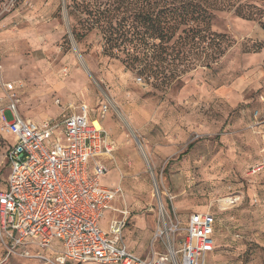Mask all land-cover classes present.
Instances as JSON below:
<instances>
[{"label":"rangeland","instance_id":"374dc122","mask_svg":"<svg viewBox=\"0 0 264 264\" xmlns=\"http://www.w3.org/2000/svg\"><path fill=\"white\" fill-rule=\"evenodd\" d=\"M65 1L9 0L0 12L5 15L0 20V111L14 97L21 117L58 123L82 105L98 120L108 103L101 124L117 150L106 163L110 172L100 180L104 187L122 181L115 208L131 213L124 245L146 258L167 255L164 242L154 239L161 221L158 203L169 209L172 204L174 214L169 217L182 227L191 214L211 207L219 218L212 237L217 248L205 264H264L260 24L232 12L217 13L211 30L230 40L219 63L206 69L197 62L195 70L167 85L148 83L127 70L119 57H103L102 42L94 33L76 42ZM4 115L10 122V112ZM14 143L0 121L1 191L8 175L6 150ZM256 167L261 171L249 174ZM232 193L241 196L240 203L219 210L217 200ZM54 258L49 251L14 249L0 235V264H57Z\"/></svg>","mask_w":264,"mask_h":264},{"label":"built area","instance_id":"2783aa9c","mask_svg":"<svg viewBox=\"0 0 264 264\" xmlns=\"http://www.w3.org/2000/svg\"><path fill=\"white\" fill-rule=\"evenodd\" d=\"M108 106L101 108L98 120L82 105L58 123L21 117L14 97L0 111L4 132L15 138L6 150L8 175L0 190L1 237L14 249L49 251L57 264H205L214 252L212 237L219 226L211 207L191 214L182 227L169 217L174 214L172 204L169 209L158 203L161 221L154 239L164 242L167 255L156 259L139 257L122 242L130 216L126 209L101 226L121 195L119 186L106 188L100 180L108 173L101 159L116 150L101 126ZM5 111L11 114L10 122ZM260 171L256 167L249 174ZM240 201L241 196L232 193L218 199L216 207L228 211Z\"/></svg>","mask_w":264,"mask_h":264},{"label":"trees","instance_id":"16d2710c","mask_svg":"<svg viewBox=\"0 0 264 264\" xmlns=\"http://www.w3.org/2000/svg\"><path fill=\"white\" fill-rule=\"evenodd\" d=\"M8 2L0 0V12ZM65 10L76 42L94 33L103 57H119L148 83L165 85L197 62L209 69L225 56L229 38L211 30L217 13L232 12L264 31V0H68Z\"/></svg>","mask_w":264,"mask_h":264},{"label":"crops","instance_id":"0c3cea01","mask_svg":"<svg viewBox=\"0 0 264 264\" xmlns=\"http://www.w3.org/2000/svg\"><path fill=\"white\" fill-rule=\"evenodd\" d=\"M91 116H92V114H91ZM45 119V118H44ZM46 119H50V118H46ZM50 120H52V119H50ZM42 121H44V120H42ZM101 126H102V124H101ZM112 139V138H111ZM123 139H124V136L122 135V137H120V141L119 142H122L123 141ZM116 149V148H115ZM117 150V149H116ZM116 150L113 152V154H112V156L111 157H107V158H102L101 159V162H102V164L103 165H105L106 166V168L108 169V172H110V170H111V168H109L108 167V165H106V163H107V161L108 160H111L112 161V158H113V155H114V153L116 152ZM127 153H129L130 154V156H132L133 158H136L137 156H136V153L135 152H133V151H131V150H127ZM138 160H139V158H138ZM138 160L136 159V162H138ZM121 179H120V182L116 185V186H114V187H108V188H111V189H114V188H116L117 186H119L120 187V189H121V195L120 196H118V197H116L115 199H114V201L112 202V204H111V207H112V209L113 210H109L108 212H107V214L109 213V216L107 217V222H108V219H110V218H113V217H120V214H119V212L120 211H122V210H124V209H126L125 207H123V208H121V206H120V208L121 209H117V208H115V206L117 205V203H118V200H120L121 199V196H122V188H121ZM102 185V184H101ZM103 186V185H102ZM107 188V187H106ZM127 210V209H126ZM106 214V215H107ZM130 216H131V213H130ZM130 216L128 217V219H130ZM104 219H105V217H104ZM128 219H127V221H128ZM149 224V222H147L145 225H148ZM126 225H127V222H126ZM125 225V226H126ZM102 226V225H101ZM103 227V226H102ZM127 227V226H126ZM126 227L124 228V231H123V233H122V240H123V237H126ZM105 228V227H104ZM128 243H129V241H128V239L126 240ZM155 244H156V246L157 247H159V242L158 241H156L155 242ZM126 245V244H125ZM126 247H127V249L130 251V252H132L133 254H135L131 249H129V247L126 245ZM216 243H215V248H214V252H215V250H216ZM213 252V253H214ZM213 253L207 258V260L208 259H210V257H212L213 256ZM135 255H137V254H135ZM137 256H141V257H145V256H143V255H137ZM206 260V261H207ZM83 264H91V263H83Z\"/></svg>","mask_w":264,"mask_h":264},{"label":"bare ground","instance_id":"6f19581e","mask_svg":"<svg viewBox=\"0 0 264 264\" xmlns=\"http://www.w3.org/2000/svg\"><path fill=\"white\" fill-rule=\"evenodd\" d=\"M123 120V119H122ZM126 120V119H125ZM128 121V120H127ZM125 122V121H124ZM128 125V124H127ZM129 126V125H128Z\"/></svg>","mask_w":264,"mask_h":264}]
</instances>
